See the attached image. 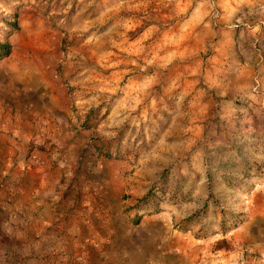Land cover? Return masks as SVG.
Segmentation results:
<instances>
[{"label": "rangeland", "instance_id": "1", "mask_svg": "<svg viewBox=\"0 0 264 264\" xmlns=\"http://www.w3.org/2000/svg\"><path fill=\"white\" fill-rule=\"evenodd\" d=\"M0 44L51 205L0 180V264H264V0H0Z\"/></svg>", "mask_w": 264, "mask_h": 264}, {"label": "crops", "instance_id": "2", "mask_svg": "<svg viewBox=\"0 0 264 264\" xmlns=\"http://www.w3.org/2000/svg\"><path fill=\"white\" fill-rule=\"evenodd\" d=\"M24 156L22 155L20 149L17 151L10 148L5 154L0 149V180H5V193L8 195V198L12 199L11 204L13 208L27 216L34 211H38L42 205L47 209L51 205L40 202L41 199L37 197L40 191L39 189L34 188L32 185L33 181H30V179H32L31 175L34 173V169H32V167L38 166L33 164L34 154H32L27 160H25ZM27 182H30L29 187L27 186ZM54 185L55 184H53L51 188L55 190L56 185ZM54 199H56V197H54ZM71 228L74 229V227L70 226V229ZM80 235L81 234H79V236ZM81 236L83 237V235ZM81 241H83V239H81ZM99 249L97 248V250H95L98 252ZM92 250L94 251V249ZM85 251H87V248ZM108 252L109 253L106 252L107 254L105 256L107 260L102 261V259L99 258L94 262H92V259L88 253H83L84 255L82 253L81 254L83 257L91 260L88 261L89 264H118L117 261L113 259L114 254H112L110 251ZM99 254L101 255V251Z\"/></svg>", "mask_w": 264, "mask_h": 264}, {"label": "trees", "instance_id": "3", "mask_svg": "<svg viewBox=\"0 0 264 264\" xmlns=\"http://www.w3.org/2000/svg\"><path fill=\"white\" fill-rule=\"evenodd\" d=\"M8 54H9V46L7 44H0V60L5 58ZM107 157H110V155H107Z\"/></svg>", "mask_w": 264, "mask_h": 264}]
</instances>
